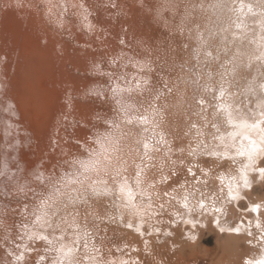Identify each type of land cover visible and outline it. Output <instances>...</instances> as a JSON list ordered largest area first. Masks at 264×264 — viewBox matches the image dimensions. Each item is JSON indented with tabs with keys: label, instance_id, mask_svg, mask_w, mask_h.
Masks as SVG:
<instances>
[{
	"label": "rangeland",
	"instance_id": "1",
	"mask_svg": "<svg viewBox=\"0 0 264 264\" xmlns=\"http://www.w3.org/2000/svg\"><path fill=\"white\" fill-rule=\"evenodd\" d=\"M76 1L0 0V80H4V82L0 81V157L3 155V158H0V264H61V262L63 264L65 261L66 264H217L219 260H224L225 254L228 258H235V251L224 252L225 246L232 244L234 237L232 238V235L227 231H221L217 221L210 223L211 226L208 225L210 229L207 226L203 227V230L200 229L198 236V234H194L195 226L187 220L193 217L192 214H181L179 211L171 210V207L173 209L174 206L172 202L170 205L169 202H166L167 206L157 202V208L154 207L160 213H155L157 215L149 213L147 218L151 222L150 225V223L140 222L141 220L137 219L136 215H134L135 217L129 218L130 215L126 217L127 214H123L121 207H118L119 204L115 205L114 198H111L112 193L106 189L104 191V188L99 186L94 190L85 186L87 182L101 183L99 179L102 177H98L99 174L110 177V180L117 179V181L119 178L126 180L125 176L128 177V175H130L129 177H132L133 174L136 175L137 165L131 161L133 160L131 152L135 150L132 148L135 146L133 141L136 136L133 135L131 128L125 126L127 124L125 121L127 118L131 120L141 116V112L149 114V108H158L159 105L169 113L175 140L173 139V144L168 146L165 143L162 144L163 141L160 138L157 139L158 132L153 134L152 142L158 150L156 148L145 150L144 161L147 164L142 163L141 169L150 177L154 178L155 175L157 178L156 174L159 177L156 183H153L154 185H149L155 189V187L160 188L163 184L161 187L167 192H165V196L169 199L175 190L179 193L189 194L190 190L197 193L202 188L201 192L203 193L213 186L206 185L207 182L203 180V175H205L203 170L199 175H194L192 171H189L190 176L187 177L184 172L186 169L184 161L189 158L186 157L185 148H187V142H190L188 134L190 126L197 129L198 123L206 124L205 118L198 115L195 117L196 112L191 111L192 107L189 106V103L196 101V92L200 90L199 88L202 87L205 80H209L203 66L204 60L200 55V51L203 55L204 44L202 45L201 39L196 34L199 24L201 28L207 26L208 3L216 0H78L77 3ZM217 1L219 2V0ZM10 5H15L16 8H12ZM2 8L3 10L8 8L7 13L4 10L5 15L4 11H1ZM47 11L51 13H47ZM75 11L78 13L76 14ZM21 13H24L23 16L19 15ZM2 14L3 16H1ZM7 14L15 21L11 22V26H16V29L10 26L7 31L4 28L3 23ZM33 14L40 17L31 16ZM198 21L200 22L198 23ZM18 25L20 26L18 27ZM21 28L22 31H25H20ZM29 31L32 34L29 35ZM21 36L26 38L23 40ZM28 36L31 43L27 42ZM207 44L206 42L205 47ZM227 44L229 48L233 47V43L227 41ZM211 47L213 46L211 45ZM217 48L216 46L213 48L216 53H218ZM18 50H22L21 53ZM195 53L200 56L194 55ZM236 53L235 55L238 56L237 51ZM23 55L25 56L23 57ZM216 55L218 56V54ZM16 56L20 58L18 59ZM61 61L65 62L61 63ZM221 61L218 60V62ZM17 62L19 63L17 64ZM234 64L236 63L234 62ZM216 65H218L221 74V71L224 70L223 66L219 63ZM20 71H25L29 75V79L26 75L23 76ZM182 75H184V79ZM178 78L180 81L182 80L181 84L182 82L184 84L181 85ZM18 82L19 84L24 82L25 88L23 84H21L22 87L19 86ZM22 88L26 90L21 92ZM64 97H67L72 105ZM200 101L198 100L197 103ZM63 103H68V105L65 107ZM157 111L159 112L158 109ZM60 112L65 113L64 117ZM7 118L15 120L16 124L8 121ZM197 118L198 120L202 118L203 121L201 119L198 122ZM157 119L159 120L158 117ZM83 120H87V122L83 124ZM58 122H61L60 129L63 130L61 132L64 134L63 136H59L60 129L55 130L54 125ZM184 122L187 123H185L187 126L183 124ZM153 125L154 123L151 122L150 128L154 132L157 128H154ZM1 127L4 130L3 134ZM3 143L4 145L6 143L5 151L2 148ZM161 154H164L165 157ZM137 158H140L139 154ZM56 160L58 165H56ZM80 161L89 164L87 171L81 167ZM128 161L132 162L131 166H127L131 170L123 168L127 163L129 164ZM101 163L105 164L100 165ZM117 163L121 164L120 167ZM217 163L213 164L216 173L227 167L226 163L223 164L224 162ZM93 164H96L94 167L96 171ZM109 164H112L111 167ZM216 164L217 166H215ZM106 165L108 168L105 167ZM98 166H103V170L102 168L98 169ZM119 168L121 169L118 170ZM151 168L153 171H150ZM92 169L95 172H92ZM97 169L100 170L98 175ZM177 169L179 170L178 177L167 178L169 176L167 173H173ZM115 172L116 174H114ZM161 177L167 181L161 180ZM113 180L110 182L115 183ZM196 188L197 190H195ZM215 188L214 185L212 193L209 192L210 195H195L208 199V196L219 194L218 186ZM102 191L103 193H100ZM251 191V199L255 200V196L264 199V178L263 182L261 180L254 183ZM157 192H153L156 195L144 197L142 200L144 203H141V206L145 208L147 207L146 203L151 201L155 203L157 194H159ZM63 198L67 200V204ZM239 201L242 208L248 207V200L245 197L242 196ZM159 202H162V199ZM212 202L215 203L214 200ZM54 203L62 204L61 211L58 213L62 215H59L60 219H58L60 227L55 229L52 227L51 230L47 228L50 231H46L51 235L45 236L48 237V240L41 239L37 229H34L41 221H37V217L42 216L47 209H51ZM159 207L161 208L159 209ZM118 210L121 215L117 214ZM239 212L243 216L241 218L244 219L243 210ZM178 214L183 215L187 221L183 218L180 220L182 216L179 217ZM184 215L187 216L184 217ZM220 215L222 213L217 216ZM54 216L56 215L54 214ZM114 216H116L117 223ZM223 216L219 217L221 223L222 219L228 218ZM118 217H121V222ZM153 217H160L161 220L156 219L158 224L155 219L150 220ZM125 218H128L129 222L133 220L134 224L142 223L145 232H138L134 227L130 228L128 221V223H124L126 222ZM160 221L163 224L170 222L172 227H177V234L167 233L169 229H165L167 230L165 231V227ZM55 224L54 222V226ZM120 226L122 227L120 228ZM162 230H164L163 233L165 232L171 237L163 235ZM54 233L56 236L52 237L55 235ZM234 235L237 237V232ZM173 237L180 242L177 243L178 240L175 239L176 242H173ZM49 238H54V240L51 241ZM139 242L142 247L139 246L140 248L134 250L133 253L132 245L140 244ZM70 245L76 249L72 250ZM241 245L245 246V241ZM126 246L131 248L128 251L130 250L133 254H129L130 251L127 252ZM59 248L61 249L59 250ZM69 249L73 254L68 252ZM64 252H67L64 257L66 260L62 256ZM68 254L72 255L70 259H67ZM135 257L136 259H133ZM243 262L245 263L246 260Z\"/></svg>",
	"mask_w": 264,
	"mask_h": 264
},
{
	"label": "bare ground",
	"instance_id": "2",
	"mask_svg": "<svg viewBox=\"0 0 264 264\" xmlns=\"http://www.w3.org/2000/svg\"><path fill=\"white\" fill-rule=\"evenodd\" d=\"M27 1V0H26ZM15 2V1H13ZM19 2V1H18ZM75 2V1H74ZM78 2V0L76 1V3ZM83 2V1H82ZM86 2V1H85ZM11 4V1L9 2ZM21 3H23L21 1ZM94 3V2H93ZM75 4V3H74ZM209 7L207 6V12H208V20H207V26L203 28H201L200 24H199V28L197 29V34L196 36L201 39L200 41L202 42V45L204 47L203 50V55L201 54L202 51H200V55L202 56L203 60H204V67L205 70L207 71L206 74L208 76V81L205 80V83H203L202 87L199 88L200 90H198V92H196L197 94V98L196 101H192V103H189V106L192 107V112H196L195 117L201 116L203 118H205V122L206 124L204 125H200L198 122L200 120H198V125H197V129L194 128V126H190V129L188 132L190 135V142H187V145L185 148V152H186V157H189L188 159L186 158V160L184 161L186 163V169H184L185 171V175L188 177L190 176L189 173L192 171V174L194 175H199L201 170H203L204 174V181L207 182V186H209V184L213 185L209 188L208 191H202V188L200 189V192L194 193L196 191H189V194H184V193H179L174 191L172 197L166 198L165 196V192L164 188L161 187L163 184L160 182V188L155 187V189H152V187L150 185H154L153 183H156L159 175L156 174V176H158L157 178H155V172H154V178L150 177V175H147V173H145L141 168H142V163H145L144 161V156H145V148H144V144L147 143L149 145L148 149H155L156 147L154 146L153 141V137L156 132H158L157 134H159V136L157 135V139H161L163 141L162 144L165 143V145H172L173 144V139H174V134L172 132V125L170 123V118H169V113L165 112L163 109V106H158V108H149V114L141 112V116L135 117L134 119L130 118L126 119L125 126L131 128L132 133H134L133 135L136 136V139L134 142L135 146H133L132 148L135 149L133 152H131L133 155V160H131L130 158H125L126 160L129 159L132 162L136 163V169L138 170L137 172L140 173L139 177H137V172L136 175L133 174L132 177H129L130 175L125 176L127 179V183L128 185L132 188L133 193H134V199L129 202V200L127 199L126 194H122L119 191V185L125 181L121 180L119 178V180H113V179H109L110 177H104V176H100L98 169L102 168L103 166L99 167L97 169L98 172L97 175L98 177H102L100 180L101 183L96 184V182H87V185L85 186H89L91 188H93L94 190H96V188H99V186L101 188H104L103 190L105 191V189L109 192L112 193L113 196H111V198H114V203H116L115 205L118 206L119 204V208L121 207V209L123 210V214H127V216H129V218L131 216L135 217L134 215H136L137 219L141 220L140 222H146L147 224L151 222L148 221L147 216L152 214V215H157L155 213H160L157 211V204L158 203H162L163 205L167 206L165 203L169 202L173 206V209L171 207V210H176L177 212L179 211L181 214H192V218H189L187 220H189L191 222V224L193 226H195L196 231L194 234H198L199 236V230L202 229L203 227H208L209 228V224L216 222L218 223V226L221 229H223V231H227L230 235H232V238L234 237V241L232 242V244H229V246H225L224 248V252H234L235 251V258H228L226 256V254H222L224 255V260H219V262H217V264H245L243 261H249V260H257L260 259L261 257H264V199L262 198H258L257 196H253L255 198V200L251 199L250 196L252 193V186L254 185V183H258V181L263 182V178L264 175H262L259 172L260 168H264V155H258L255 157V164H249V167L245 170L246 171V175H247V180H248V187H244V182L243 180L240 178L241 177V169L244 167L245 164H248V161L246 160L245 157H241L237 155L238 150L241 148V144L243 143L244 145H247L248 141L247 140H242V136L241 135H237L235 139H233L232 135L233 133H244L247 132V135L251 136L252 139L257 140V142L259 143L260 140V135L261 133L259 132V130H245L243 128H239L236 125H238L241 121H247L249 124L254 123L256 121H264V115H261L262 113H264V0H219V2L213 1L211 3H208ZM12 5H10L11 7ZM72 6V5H71ZM15 7L12 6V8ZM47 7V6H46ZM263 7V8H262ZM11 8V9H12ZM16 8V7H15ZM72 8V7H71ZM250 8V9H249ZM8 9V8H7ZM7 9L5 10L6 13L8 12ZM10 9V8H9ZM10 9V10H11ZM51 9V8H49ZM94 9V8H93ZM3 8L1 11H4ZM77 10V9H76ZM5 11L3 12V14L5 13ZM11 11H14L13 9ZM10 11V12H11ZM19 11V10H18ZM37 11V10H36ZM9 12V13H10ZM17 14V11H15ZM23 12V11H22ZM50 12V11H49ZM47 11V13H49ZM52 12V10H51ZM50 12V13H51ZM76 14L78 13L77 11H75ZM3 14L1 16H3ZM24 13H21L19 15L23 16ZM39 14V13H38ZM5 15V14H4ZM15 15V14H13ZM41 15V14H39ZM16 16V15H15ZM21 16V17H22ZM31 16H35L34 14ZM31 16H29V18H31ZM42 16V15H41ZM35 17H40V16H35ZM34 17V18H35ZM20 18V17H19ZM24 18V17H23ZM28 18V19H29ZM4 19V18H3ZM2 19V20H3ZM15 19V18H14ZM26 19V18H25ZM67 19V18H66ZM20 20V19H19ZM229 20V21H228ZM4 21V20H3ZM15 22L14 20L11 19V16H9V14L6 15L5 17V21L3 23L4 28L8 31V29L10 28V26L12 25L11 22ZM32 21V20H31ZM35 21V20H34ZM18 22V21H17ZM20 22V21H19ZM22 22V21H21ZM30 22V21H29ZM200 21H198L199 23ZM226 22V23H225ZM28 23V22H25ZM34 23V22H32ZM31 23V25H32ZM85 23V22H84ZM96 23V22H95ZM197 23V24H198ZM224 23V25H223ZM252 23V25H251ZM2 24V22H1ZM29 24V23H28ZM86 24V23H85ZM227 24V25H225ZM17 25V24H16ZM22 25H24L22 23ZM30 25V24H29ZM222 25V26H220ZM20 25H18L19 27ZM25 26V25H24ZM198 26V25H197ZM16 29V26H11V28ZM23 27V26H22ZM223 27L220 31V28ZM31 28V27H30ZM10 31V30H9ZM13 31V30H12ZM17 31V30H15ZM19 31V29H18ZM22 31V28L21 30ZM25 31V30H24ZM22 31V32H24ZM52 31V30H51ZM27 32V31H26ZM55 32V31H54ZM53 33V32H52ZM26 34V33H24ZM23 34V35H24ZM28 34V32H27ZM32 34L29 31V35ZM34 34V33H33ZM54 34V33H53ZM9 36V35H8ZM14 36V35H13ZM11 37V36H10ZM57 37V36H56ZM14 38V37H12ZM19 38V37H17ZM16 40H20L17 39ZM21 38L24 40V38L26 37H22ZM29 38V36H28ZM196 38V39H198ZM10 39V38H8ZM21 39V40H22ZM39 39V38H38ZM53 39V38H52ZM59 39V38H57ZM29 40V41H28ZM27 40V42H30V38ZM149 40V39H148ZM223 40V41H222ZM35 41V40H34ZM53 41V40H52ZM51 41V42H52ZM59 41V40H58ZM227 41L230 43H233V47L229 48ZM12 42V41H10ZM15 42V41H13ZM21 42V41H20ZM208 43L207 46L205 47V43ZM221 42V43H220ZM16 43V42H15ZM18 43V42H17ZM210 43V44H209ZM13 44V43H12ZM22 45L24 46V44L22 43ZM83 45V44H82ZM110 45V44H109ZM201 45V44H200ZM211 45L213 47H211ZM16 46V45H15ZM84 46V45H83ZM197 46V45H196ZM214 46H216L218 53L215 52V50L213 49ZM20 47L23 49V47L20 45ZM19 47V48H20ZM85 47V46H84ZM89 47V46H88ZM20 48V49H21ZM10 49H12L10 47ZM16 49V47H15ZM17 49H18V45H17ZM232 49V50H231ZM49 50V49H48ZM82 50V49H81ZM16 51V50H15ZM19 51V50H18ZM17 51V52H18ZM22 51V50H20ZM19 51V52H20ZM83 51V50H82ZM236 51L238 52V56L235 55ZM87 52V51H86ZM230 52H232L230 54ZM234 52V54H233ZM16 53V52H15ZM21 53V52H20ZM24 53H26V51H24ZM218 54V56L216 55ZM237 54V53H236ZM8 55V54H7ZM6 55V56H7ZM17 55V54H16ZM194 55H199V54H194ZM199 55V56H200ZM25 55H23L24 57ZM217 56V57H216ZM17 57V56H16ZM20 57H22L20 55ZM19 57V58H20ZM191 57V56H190ZM263 57V58H261ZM18 58V57H17ZM18 58V59H19ZM32 59V58H31ZM58 59H62V58H58ZM199 59V57H198ZM25 60V59H24ZM65 60V59H64ZM218 60H222L221 62H218ZM30 61V60H29ZM28 61V62H29ZM44 61V60H43ZM198 61V60H197ZM11 62V61H10ZM33 62V61H32ZM31 62V63H32ZM45 62V61H44ZM65 62V61H64ZM61 61V63H64ZM144 62V61H143ZM234 62L236 64H234ZM7 63V62H6ZM19 62H17L18 64ZM147 63V62H146ZM216 63H219V65L223 66V71H221L220 74V70L218 69V65H216ZM9 64V63H8ZM202 64V63H201ZM33 65V64H32ZM62 65V64H61ZM20 66V64H19ZM34 66V65H33ZM65 66V65H64ZM28 67H29V63H28ZM63 67V65H62ZM202 67V66H200ZM221 67V66H220ZM231 67V68H230ZM61 68V67H60ZM65 68V67H64ZM44 69V68H43ZM189 69V66H188ZM63 70V68H62ZM191 70V69H190ZM203 70V69H202ZM29 71V70H28ZM46 71V70H45ZM66 71V70H65ZM64 72V70H63ZM184 72V71H183ZM20 73L24 75H26L27 77L29 75H27L25 73V71H20ZM65 73V72H64ZM185 73V72H184ZM183 73V74H184ZM190 73V72H189ZM199 73V72H198ZM205 73V71H204ZM201 73V74H204ZM188 74V73H187ZM197 74V73H196ZM21 75V74H18ZM65 75V74H64ZM185 75V74H184ZM182 75V78L183 76ZM220 75V76H219ZM186 76V75H185ZM200 76V75H199ZM219 76V77H218ZM15 77V76H14ZM146 77V76H145ZM17 78V77H16ZM23 78V77H22ZM180 78V77H179ZM178 78V79H179ZM181 78V79H182ZM187 78V77H186ZM185 78V79H186ZM192 78V77H191ZM221 78V79H219ZM29 79V77H28ZM27 79V80H28ZM75 79V78H73ZM177 79V80H178ZM184 79V78H183ZM200 80V79H199ZM2 81V79L0 80ZM180 81V79L178 80ZM182 81V80H181ZM181 81L179 82L181 84ZM197 81V79L195 80V82ZM4 82V80L2 81ZM17 82V80H16ZM194 83V82H193ZM19 86H21V84L24 85V82L19 84V82L17 83ZM182 84H184V82H182ZM181 84V85H182ZM12 85V84H11ZM28 85V83H27ZM179 85V84H178ZM196 85V83H195ZM13 87V86H12ZM15 87V86H14ZM13 87V88H14ZM18 87V86H17ZM22 87V86H21ZM177 87V86H176ZM16 88V87H15ZM25 88V85H24ZM10 89V88H9ZM26 90V89H25ZM22 88V91H25ZM184 90V89H183ZM183 90H181L183 92ZM186 90V89H185ZM178 91V90H177ZM20 92V93H21ZM14 94L17 92H13ZM19 93V94H20ZM193 93V92H192ZM195 95V94H194ZM81 96V95H80ZM196 96V95H195ZM64 99H66L68 101V103L70 105H72L67 97H64ZM84 99V97H83ZM17 100V99H16ZM198 100H201L200 102L202 103H197ZM219 100V101H218ZM84 101H86L84 99ZM1 102V101H0ZM12 102V101H10ZM185 102V100H184ZM189 102V101H188ZM187 102V103H188ZM16 103V102H15ZM65 103V102H64ZM63 106L66 107V105H68V103L64 104ZM167 104V103H166ZM153 105V104H152ZM188 105V104H187ZM3 106V105H2ZM74 106V105H73ZM182 106V105H181ZM185 106V104H184ZM146 107V106H145ZM151 107V106H150ZM167 108V107H166ZM165 108V109H166ZM188 108V107H187ZM190 108V107H189ZM196 108V111H195ZM5 109V107H4ZM54 109V108H53ZM141 109V107H140ZM157 109L159 110V112L157 111ZM184 109V108H183ZM187 110V109H186ZM185 110V111H186ZM6 111V110H5ZM190 111V112H191ZM180 112V111H179ZM227 112H231L232 113V118L234 123L233 124H229L227 123ZM139 113V110H138ZM136 113V114H138ZM187 113V112H186ZM21 114V113H20ZM61 116L64 117L65 113L60 112ZM71 115V114H70ZM185 115V114H184ZM187 115V114H186ZM60 116V115H59ZM191 116V115H190ZM189 116V119H190ZM144 119H141V118ZM157 117L159 118V120L157 119ZM187 117V116H186ZM60 118V117H59ZM195 119V118H194ZM8 121L10 122H15V120L13 119H9L7 118ZM5 121V120H4ZM188 121V119H187ZM186 121V122H187ZM203 121V119H202ZM21 122V121H20ZM85 122H87V120H83V124H85ZM151 122L154 123V128H157L154 132L152 131V129L150 128ZM158 122V123H157ZM186 122H184L183 124H185ZM193 122V121H192ZM191 122V123H192ZM204 122V123H205ZM19 123V122H18ZM17 123V124H18ZM182 124V123H180ZM187 124V123H186ZM185 124V125H186ZM202 124V123H201ZM185 125H182L185 127ZM2 126V125H1ZM18 126V125H17ZM61 122H58L57 124L54 125L55 130H59L61 127ZM152 126V128H153ZM180 126V125H179ZM187 126V125H186ZM20 127V126H18ZM261 127H264V123L261 124ZM7 128V127H6ZM174 128V127H173ZM189 128V127H188ZM186 128V129H188ZM12 129V127H11ZM17 129V128H16ZM15 129V130H16ZM184 130V128H182ZM1 132L2 134L4 133L3 128L1 127ZM182 130V131H183ZM18 131V130H16ZM63 130H59V136H63L64 134H61ZM187 131V130H186ZM7 132V131H6ZM185 133V132H184ZM13 134V133H12ZM18 134V133H17ZM15 135V134H14ZM187 135V134H185ZM20 136V135H19ZM22 136V134H21ZM134 136V137H135ZM171 136V137H169ZM188 136V135H187ZM184 137V136H183ZM182 137V138H183ZM15 138V136H14ZM56 138V137H55ZM185 138V137H184ZM187 138V137H186ZM3 139V138H2ZM57 140V138H56ZM175 140V139H174ZM11 141V140H10ZM17 141V140H16ZM52 141V140H51ZM9 142V141H7ZM14 142V140H13ZM12 142V143H13ZM86 142V141H85ZM11 143V144H12ZM53 143V141H52ZM10 144V145H11ZM6 145V143H5ZM4 143L2 148H4ZM15 145V144H13ZM8 147V146H7ZM13 147V146H12ZM15 147V146H14ZM71 147V146H70ZM162 147V146H161ZM182 147V146H181ZM6 148V147H5ZM4 148V151H5ZM93 148V147H92ZM159 148V145H158ZM163 148V147H162ZM157 149V148H156ZM164 149V148H163ZM96 150V149H95ZM100 150V149H99ZM158 150V149H157ZM156 150V152H158ZM160 150V148H159ZM13 151V150H12ZM55 151V150H54ZM59 151V150H58ZM70 151V150H69ZM7 152V150H6ZM86 152V151H84ZM124 152V151H123ZM127 152V151H126ZM138 152V153H137ZM151 152V151H150ZM153 152V151H152ZM8 153V152H7ZM6 153V154H7ZM10 153V152H9ZM8 153V154H9ZM15 153V152H13ZM111 153V152H110ZM137 153V154H136ZM147 153V152H146ZM167 153V152H166ZM184 153V152H183ZM139 154L140 158H137V155ZM149 154V153H148ZM147 154V155H148ZM153 155V153H151ZM156 154V153H154ZM160 154V153H159ZM165 154V153H164ZM161 154V155H164ZM11 155V153H10ZM14 155V154H13ZM115 155V154H114ZM167 155V154H166ZM3 156V155H2ZM0 158H3V157ZM169 156V155H167ZM13 157V156H11ZM126 157V156H125ZM131 157V156H130ZM157 157V156H156ZM160 157V156H159ZM165 157V155H164ZM14 158V157H13ZM52 158V157H51ZM59 158V157H57ZM149 158V157H148ZM153 158V157H152ZM162 158V157H161ZM140 161H139V160ZM192 159V160H191ZM202 159V160H201ZM138 160V161H137ZM152 160V159H150ZM149 160V161H150ZM156 160V159H155ZM160 160V159H159ZM164 160V159H163ZM109 161V160H108ZM107 161V162H108ZM112 161V160H111ZM148 161V162H149ZM158 161V159L156 160ZM162 161V160H161ZM165 161H167L165 159ZM174 161V160H173ZM123 162V161H122ZM121 162V163H122ZM127 162V161H126ZM129 162V161H128ZM132 162L129 164L127 163V165H125L126 170L130 169V167L128 168L127 166H131ZM139 162V163H138ZM215 162H224L223 164H227L226 168H223L222 171L216 173L215 172V167H214V163ZM57 163V160H56ZM110 163V162H108ZM107 163V164H108ZM115 163V161H114ZM124 163V162H123ZM122 163V164H123ZM176 163V162H175ZM217 163V164H218ZM105 164V163H103ZM102 163L100 165H103ZM116 164V163H115ZM114 164V165H115ZM126 164V163H124ZM147 164V162L145 163ZM144 164V165H145ZM157 164V162H156ZM160 164V163H159ZM169 164V163H167ZM217 164L215 166H217ZM221 164V163H220ZM55 165V163H54ZM58 165V163L56 164ZM55 165V166H56ZM96 167V164H93ZM99 165V164H98ZM110 167L112 164H109ZM108 165V166H109ZM117 165H121L120 163ZM149 165V163H148ZM152 165V164H151ZM150 165V166H151ZM161 165V164H160ZM222 165V164H221ZM54 166V167H55ZM106 168L107 165L105 166ZM104 167V169H105ZM116 168H118L117 166H115ZM120 167V166H119ZM121 167V168H122ZM177 167V165H176ZM114 168V167H113ZM121 168H119L118 170H120ZM122 168V170L124 171V169ZM133 168V167H131ZM145 168L147 169V167L145 166ZM165 168V167H164ZM53 169V168H52ZM95 169V168H94ZM94 169H92V172L94 171ZM152 169V168H151ZM166 169V168H165ZM180 170V168H178ZM171 173H167L169 174V176L167 178H171L173 177V179H175L174 177H178V170ZM188 169H191V171L189 172ZM54 170V169H53ZM103 170V168H102ZM113 170V169H112ZM121 170V173L123 172ZM131 170V169H130ZM133 170V169H132ZM171 170V169H170ZM96 171V169H95ZM94 171V172H95ZM134 171V170H133ZM136 171V170H135ZM150 171H153L150 170ZM149 171V172H150ZM108 172V171H107ZM120 173V171H118ZM117 172V173H118ZM129 172V171H128ZM148 172V170H147ZM53 173V172H52ZM94 173V174H96ZM120 173V174H121ZM126 173V172H125ZM130 173V172H129ZM91 174V171H90ZM116 174V172L114 173ZM147 177H146V175ZM151 174V173H150ZM165 175V173H164ZM124 176V175H123ZM161 176V175H160ZM167 176V175H166ZM184 176V175H183ZM124 177V178H125ZM164 177V176H163ZM191 177H193L191 175ZM223 177V179L221 180L220 178ZM48 178V177H47ZM162 178V177H161ZM159 178V179H161ZM166 178V177H165ZM93 179V178H92ZM137 179H139L140 183L137 184ZM46 180V179H45ZM96 181H99L97 179H95ZM115 182V183H111L110 181ZM161 180H166L164 178H162ZM88 181V180H87ZM145 181V183H144ZM160 181V180H158ZM167 181V180H166ZM117 182V183H116ZM202 182V180H201ZM158 183V182H157ZM203 183V182H202ZM199 183V184H202ZM150 184V185H149ZM179 184V183H178ZM202 184V185H205ZM159 185V184H158ZM200 185V186H202ZM214 185L218 186V190H219V194H214L211 197L208 196V199H204V197H198L195 194L198 195H203V194H208L210 195V193H212V187H214ZM229 185H231L233 192H238L239 196L236 199H232L229 195ZM237 185H239V187H237ZM157 186V184H156ZM195 186V183H194ZM159 187V186H158ZM189 187V186H187ZM203 187V186H202ZM154 188V187H153ZM157 188V189H156ZM172 188V187H171ZM179 188V187H178ZM182 188V187H181ZM184 188V187H183ZM182 188V189H183ZM186 188V187H185ZM184 188V189H185ZM191 188V187H190ZM205 189V187H203ZM215 188V189H216ZM79 189V188H78ZM77 189V190H78ZM187 189V188H186ZM185 189V190H186ZM81 190V189H79ZM98 190V189H97ZM179 190V189H178ZM197 190V188L195 189ZM76 191V190H75ZM74 191V192H75ZM84 191V190H83ZM86 191V190H85ZM100 191V190H99ZM156 191L159 192V194H157V199L155 203H152L153 201H151L150 203H146L145 205L147 207L144 208V206H141V203H144L142 200L144 199V197H146L147 195H152L156 193ZM155 192V193H153ZM157 192V193H158ZM181 192V191H180ZM206 192V193H205ZM210 192V193H209ZM214 192V191H213ZM68 193V192H67ZM72 193V192H71ZM100 193H103L100 192ZM107 193V192H106ZM167 193V192H166ZM186 193V192H185ZM22 195V193H20ZM70 194V193H69ZM75 194V193H74ZM73 194V195H74ZM79 194V193H78ZM92 194V193H91ZM99 194V193H98ZM96 195V194H95ZM156 195V194H155ZM167 195V194H166ZM170 195V194H169ZM71 196V195H70ZM165 196V199L163 201V197ZM245 197L248 200V207L247 208H242L240 205V201L239 199H241V197ZM76 197V196H74ZM86 198V197H85ZM91 198V197H90ZM97 198V197H96ZM103 198H105L103 196ZM109 198V197H108ZM154 198V197H153ZM162 199V202H159L160 199ZM64 199V198H63ZM81 199V198H80ZM93 199V197H92ZM91 199V200H92ZM65 200V199H64ZM72 200V199H70ZM74 200V199H73ZM85 200V199H84ZM107 200V199H106ZM214 200L215 203H213L212 201ZM60 201V200H59ZM67 200H65L66 202ZM75 201V200H74ZM77 201V200H76ZM97 201V200H96ZM145 201V200H144ZM155 201V200H154ZM64 202V203H65ZM78 202V201H77ZM81 202V201H80ZM93 202V201H92ZM147 202V200L145 201ZM158 202V203H157ZM53 203V202H52ZM70 203V202H69ZM113 203V204H114ZM201 203H203V207H201ZM67 204V202H66ZM185 204L187 205L185 207ZM261 205V208L259 209V211H252V208L255 205ZM51 205V204H49ZM94 205V204H92ZM97 205V204H96ZM151 207H149V206ZM160 205V204H159ZM177 205V206H176ZM66 206V205H65ZM75 206V204H74ZM90 206V205H89ZM156 206V208L154 207ZM161 206V205H160ZM179 206V207H178ZM51 207V206H50ZM61 207L62 204L59 205L57 203L53 204V207L51 209H47L46 212H42L43 215L39 216L41 217V221L39 224H37L38 226L34 229H37L39 236H46V235H51L50 232H47L46 230H49L47 228H50V230L55 229L56 227H60L59 225V220L60 217L58 214L61 211ZM69 207V205H68ZM110 207V206H109ZM117 207V208H118ZM154 207V208H153ZM114 208V207H113ZM118 208V209H119ZM161 207H159L160 209ZM170 208V207H169ZM167 208V209H169ZM69 209V208H67ZM108 209V208H107ZM216 209H221V213L222 215H220L219 217H222L223 215H225L226 217H228L227 219H222L223 222L221 223L220 218L217 216L219 214H217ZM64 210V209H63ZM242 211L245 213V217L244 219L241 218V214L239 211ZM16 211V210H15ZM94 211V210H93ZM160 211V210H159ZM120 212L119 210L117 211V214ZM122 212V211H121ZM239 212V213H238ZM62 213V212H61ZM81 213V211H80ZM111 213V212H110ZM150 213V214H149ZM165 213V212H163ZM173 213V212H172ZM195 215H194V214ZM249 213V214H246ZM54 214L56 216H54ZM63 214V213H62ZM112 214V213H111ZM116 214V215H117ZM167 214V213H166ZM174 214V213H173ZM243 214V213H242ZM81 215V214H80ZM83 215V214H82ZM96 215V213H95ZM100 215V214H99ZM114 215V213L112 214ZM121 215V214H120ZM151 215V216H152ZM179 217L182 216L180 218V220L183 218V215L178 214ZM187 215H184L187 216ZM62 216V215H60ZM119 216V215H118ZM225 216H223L224 218H226ZM237 216V217H235ZM68 217V216H67ZM99 217V216H98ZM97 217V218H98ZM113 217V216H112ZM115 220H116V216ZM123 217V216H121ZM120 217V218H121ZM125 217V215H124ZM149 217V216H148ZM163 217V216H162ZM165 217V216H164ZM190 217V216H189ZM243 217V216H242ZM107 218V217H106ZM119 218V217H118ZM119 218V221L121 220ZM75 219V218H74ZM114 219V218H113ZM126 219V218H125ZM128 219V218H127ZM126 222H124V218H123V222L124 223H128L129 219ZM153 219H157L158 221L161 220L160 217L157 218H152L150 219L151 221ZM174 219V218H173ZM176 219V218H175ZM184 220H186L185 218H183ZM54 220V221H53ZM131 220V219H130ZM156 220V223H157ZM169 220V219H167ZM172 222V219H170ZM179 220V222H181ZM186 220V221H187ZM38 221V220H37ZM86 221V220H85ZM122 221V220H121ZM120 221V222H121ZM128 221V222H127ZM135 221V218H134ZM138 221V220H137ZM136 221V222H137ZM148 221V222H147ZM178 221V220H177ZM54 222L56 223L54 226ZM117 223V220L115 221ZM133 222V220H132ZM129 222L128 224H131L132 227L130 228H135L137 230V228H139L140 230L138 232H142L144 233L145 230L143 229V225L140 222H137V224L134 222ZM155 222V221H153ZM162 222V221H160ZM176 222V221H175ZM183 222V220H182ZM257 223L260 224V227H257ZM115 223V224H116ZM174 223V222H172ZM61 224V223H60ZM77 224V223H76ZM96 224V223H95ZM111 224V223H110ZM122 224V223H121ZM127 224V225H128ZM145 224V225H147ZM158 224V223H157ZM163 224V222H162ZM182 224V223H181ZM63 225V223H62ZM82 225V224H81ZM93 225V224H92ZM106 225V224H105ZM117 225V224H116ZM120 225V223H119ZM164 230L165 229H169V231H167V233L170 232V234H174L176 233V228L170 224H165L164 222ZM177 226H179L180 224H176ZM191 225V226H192ZM214 225V224H212ZM88 226V225H87ZM96 226V225H95ZM118 226V225H117ZM123 226V225H122ZM120 226V228L122 227ZM185 226V225H184ZM211 226V224H210ZM75 227V226H74ZM157 227V226H155ZM236 227H239L241 230L239 232H237L238 236L236 237L234 235L235 231H230V229H234ZM160 228V227H159ZM193 228V227H192ZM194 228V229H195ZM93 229V228H92ZM91 229V230H92ZM107 229V228H106ZM153 229V228H152ZM161 229H163L161 227ZM190 229V228H189ZM193 229V230H194ZM204 229V228H203ZM202 229V230H203ZM210 229V228H209ZM208 229V230H209ZM49 230V231H50ZM100 230V229H99ZM98 230V231H99ZM103 230V229H101ZM160 230V229H159ZM162 230V233L163 231ZM183 230V227H182ZM188 230V229H187ZM36 231V232H37ZM56 232V230H54ZM81 231V230H80ZM147 231V230H146ZM75 232V231H74ZM116 232V231H115ZM120 234V231H118ZM161 232V231H160ZM184 232V231H183ZM192 232V230H191ZM198 232V233H197ZM192 233V235H193ZM55 234V233H54ZM83 234V232H82ZM103 234V233H102ZM106 234V233H105ZM141 234V233H140ZM166 234L165 232L163 233V235ZM177 234V233H176ZM175 234V235H176ZM191 234V233H190ZM8 235V234H7ZM37 235V234H36ZM79 235V234H78ZM148 235V234H147ZM161 234V236H163ZM167 235V234H166ZM188 235V234H187ZM56 236L55 235H52ZM149 236V235H148ZM170 236V235H167ZM173 236V235H172ZM178 236V235H177ZM195 236V235H194ZM165 237V236H164ZM171 237V236H170ZM175 237V236H174ZM173 237V242L174 238ZM186 237V236H184ZM188 237V236H187ZM48 238V237H47ZM147 238V237H146ZM157 238V237H156ZM163 238V237H162ZM51 239L54 240V238H49V240ZM138 239V238H137ZM140 239V238H139ZM138 239V240H139ZM150 239V238H149ZM164 239V238H163ZM166 239V238H165ZM182 239V238H181ZM48 240V239H47ZM70 240V239H69ZM128 240V239H127ZM152 240V239H151ZM175 240H178L177 238ZM245 241V246H242L241 243ZM46 242V241H45ZM80 242V241H79ZM143 242V241H141ZM161 242V241H160ZM159 242V243H160ZM170 242V241H169ZM180 241L178 240L177 243H179ZM197 242V241H196ZM47 243V242H46ZM76 243V242H75ZM96 243V242H95ZM140 243V242H139ZM149 243V242H148ZM147 243V244H148ZM186 243V242H185ZM247 243V244H246ZM68 244V243H67ZM119 244V243H118ZM163 244V242H162ZM174 244V243H173ZM73 245V244H72ZM72 245H70L71 249H76V247L74 248ZM132 245V244H131ZM130 245V246H131ZM170 245V244H169ZM192 245V244H191ZM63 246V245H62ZM67 246V245H66ZM75 246V245H74ZM110 246V245H109ZM108 246V247H109ZM142 247L141 243L138 244H134L132 245V250L134 253V250L136 251L137 249H139L140 247ZM144 246V245H143ZM167 246V245H166ZM84 247V246H83ZM165 247V246H164ZM163 247V248H164ZM127 249V252L129 253V251L131 250L130 247L126 246L125 247ZM124 248V249H125ZM130 248V250L128 251V249ZM174 248V247H173ZM61 248H59L60 250ZM83 249V248H82ZM110 249V248H109ZM152 250V249H151ZM65 251V250H63ZM148 251V250H147ZM83 252V251H82ZM67 253V252H66ZM66 253L64 252L62 254L63 258L66 256ZM72 253V252H70ZM88 253V252H87ZM124 253V252H123ZM127 253V254H128ZM130 253L129 254H133ZM73 254V253H72ZM82 254V253H81ZM116 254V253H115ZM125 254V253H124ZM69 255V254H68ZM67 255V259H70V256H72L71 254L68 256ZM61 256V257H62ZM75 256V255H74ZM135 256V255H134ZM132 256V257H134ZM69 257V258H68ZM128 257V256H127ZM138 257V256H137ZM223 257V256H222ZM221 257V258H222ZM62 258V259H63ZM123 258V257H122ZM130 258V257H128ZM65 259V258H64ZM74 259V258H73ZM103 259V258H102ZM117 259V258H116ZM133 259H136L133 258ZM223 259V258H222ZM66 260V259H65ZM64 260V261H65ZM130 260V259H129ZM63 261V260H62ZM71 261V260H70ZM84 261V260H83ZM66 262V261H65ZM63 264H66V263ZM69 262V260H68ZM78 262V261H77ZM136 263V260L134 261ZM138 262V261H137ZM76 263V262H75ZM79 263V262H78ZM62 264V262H61ZM133 264V263H132Z\"/></svg>",
	"mask_w": 264,
	"mask_h": 264
},
{
	"label": "snow or ice",
	"instance_id": "3",
	"mask_svg": "<svg viewBox=\"0 0 264 264\" xmlns=\"http://www.w3.org/2000/svg\"><path fill=\"white\" fill-rule=\"evenodd\" d=\"M227 123L229 124H233V118H232V113L231 112H227ZM261 115H264V113H262ZM141 119H144L143 117ZM264 123V121H256L254 123L249 124L247 121H241L238 125H236L239 128H243L245 130H259V132L261 133L260 135V142L258 143L257 140L252 139L251 136L247 135V132L244 133H233L231 134L233 139L236 138L237 135H241L242 136V140H247L248 143L247 145H244L243 143L241 144V148L238 150L237 155L241 156V157H245L246 160L248 161V164H245L244 167L240 170L241 171V179L244 182V187H248V180H247V175H246V169L249 167V164H255V157L258 155H264V127H261V124ZM144 148L147 150L149 148V145L147 143L144 144ZM81 164V167L87 171L89 169V164L84 162V161H80L79 162ZM189 171H191V169H189ZM259 172L264 175V168H260ZM140 173L137 172V177H139ZM221 180L223 179V177L220 178ZM140 181L139 179H137V184H139ZM237 187H239V185H237ZM119 191L122 194H126L127 199L129 200V202H131L134 199V193L132 188L128 185L127 181L125 180L124 182H122L119 185ZM229 196L232 199H236L239 196L238 192H233V189L231 187V185H229V192H228ZM187 205L185 204V207ZM201 207H203V203H201ZM261 208V205L257 204L252 208V211H259V209ZM217 212L221 211V209H216ZM37 220H41V217H37ZM129 227H132L131 224H129ZM257 227H260V224L257 223ZM140 229L137 228V231H139ZM241 229L239 227H236L234 229H230V231H235V232H239ZM221 231H223V229H221ZM41 239H47V237L45 236H41ZM72 250L69 249L68 252L70 253ZM245 264H264V257H261L260 259L257 260H249L246 261Z\"/></svg>",
	"mask_w": 264,
	"mask_h": 264
}]
</instances>
